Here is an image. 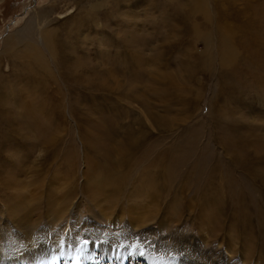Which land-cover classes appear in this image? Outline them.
<instances>
[{
	"label": "rangeland",
	"instance_id": "obj_1",
	"mask_svg": "<svg viewBox=\"0 0 264 264\" xmlns=\"http://www.w3.org/2000/svg\"><path fill=\"white\" fill-rule=\"evenodd\" d=\"M93 1L0 0V264H264V0Z\"/></svg>",
	"mask_w": 264,
	"mask_h": 264
},
{
	"label": "bare ground",
	"instance_id": "obj_2",
	"mask_svg": "<svg viewBox=\"0 0 264 264\" xmlns=\"http://www.w3.org/2000/svg\"><path fill=\"white\" fill-rule=\"evenodd\" d=\"M180 1V0H179ZM183 1V0H182ZM197 2L198 4H202L203 5V3L205 4V0H194V2ZM191 3V2H190ZM175 4V3H174ZM178 4V3H177ZM103 5V3L102 2H100V0H96V1H93L92 2V4H91V6H92V8L93 9H98V8H100L101 6ZM184 5V4H183ZM193 5H194V3H193ZM210 5V4H209ZM166 6H167V4H166ZM210 7V6H209ZM90 8V7H89ZM91 10V9H90ZM161 10V9H160ZM164 12V11H163ZM42 15V14H41ZM168 15V14H167ZM166 16V15H165ZM37 17V16H36ZM42 17V16H41ZM41 17H40V19H41ZM167 17V16H166ZM173 17V16H172ZM160 18V17H159ZM168 18V17H167ZM34 21V20H33ZM82 21V20H81ZM147 21V20H146ZM222 22V21H221ZM29 24L27 25V28L25 29V30H22V29H20V30H22L23 32H18L17 30V33H15V34H13L12 36H10L9 38H8V40H7V43H6V48L8 49V51H12L14 48H16L18 45H23V46H25L27 43H29V41H32V40H30L28 37H31V31L34 29V26H33V24H31V22H28ZM44 23H45V19H44ZM169 23V22H168ZM161 24H162V22H161ZM41 25H44V24H42L41 23ZM25 27V26H24ZM23 27V28H24ZM41 27V26H40ZM41 32V31H40ZM44 32V31H43ZM46 32V31H45ZM48 32V31H47ZM55 32V31H54ZM34 33V32H33ZM55 34V33H54ZM42 36V35H41ZM39 38V37H38ZM45 38V37H44ZM43 38V39H44ZM47 38H49V40H50V38L51 37H47ZM137 39V38H136ZM207 39V38H206ZM223 39V38H222ZM139 40H140V38H139ZM141 41V40H140ZM45 42V41H44ZM134 42H136V41H134ZM262 42V41H261ZM10 47H8V46ZM34 45V44H33ZM49 45V44H48ZM54 45V44H53ZM29 46V45H28ZM56 46V45H55ZM261 46H262V44H261ZM20 47V46H19ZM31 47V46H30ZM35 47V46H34ZM48 47V46H47ZM23 50H24V48H22ZM21 49V50H22ZM29 48H27V50H28ZM52 49V48H51ZM16 50H17V48H16ZM26 50V51H27ZM53 50V49H52ZM25 51V50H24ZM24 51H23V55H24ZM30 52L32 51V50H29ZM36 51V50H35ZM35 51H32V53H34ZM56 51V50H55ZM14 52V51H13ZM22 52V51H21ZM16 53H19V52H16ZM26 53V52H25ZM31 53V55H33ZM36 53H37V51H36ZM42 52H40V54H41ZM52 53V52H51ZM6 54H7V52H6ZM27 54H29L28 53V51H27ZM26 54V55H27ZM54 54V53H53ZM26 55H24V56H26ZM31 55H29V56H31ZM34 55H38V54H35L34 53ZM28 56V55H27ZM26 56V57H27ZM40 56V55H39ZM0 57L2 58V56L0 55ZM38 57V56H37ZM0 58V59H1ZM33 58H35L34 56H33ZM36 59V58H35ZM2 60V59H1ZM37 60V59H36ZM38 62V61H37ZM32 105V104H31ZM42 127V126H41ZM44 133V132H43ZM115 173H116V171H115ZM106 174V173H105ZM119 175V174H118ZM120 176V175H119ZM122 182V181H121ZM59 211H61V210H56V212H55V214L58 216L59 215ZM72 213H74V212H72ZM58 219V218H57ZM59 219H60V217H59ZM30 220V219H29ZM56 221V218L55 219H53V221H50V222H55ZM27 223H28V226L31 224V222H28V221H26ZM22 225V224H21ZM27 225V224H26ZM34 225H31V227L32 228H34L33 227ZM70 227L71 228V226H70V224L69 225H67L66 224V227ZM27 227V226H26ZM30 227V226H29ZM30 227V229H32ZM28 228V227H27ZM24 229H25V227H24ZM48 229V228H47ZM68 230H69V228H68ZM152 232H154L155 234H156V231L154 230V231H152ZM27 232H25V234H26ZM26 237L28 238V240H30V241H32L33 240V235L32 234H28V235H26ZM194 240V239H193ZM140 241V240H139ZM141 242V241H140ZM155 250V249H154ZM111 262H113L114 264H116L117 263V261H116V259L115 258H113L112 259V261ZM122 264H123V262H121ZM118 264V263H117ZM119 264H120V262H119Z\"/></svg>",
	"mask_w": 264,
	"mask_h": 264
},
{
	"label": "snow or ice",
	"instance_id": "obj_3",
	"mask_svg": "<svg viewBox=\"0 0 264 264\" xmlns=\"http://www.w3.org/2000/svg\"><path fill=\"white\" fill-rule=\"evenodd\" d=\"M104 242H106V241L98 240V241L92 242V241H89V240L85 239V240H82V241L79 242L80 243V250L82 252L83 249L87 248L90 243H95L98 246L100 243H104ZM63 243H64V241L60 240L59 243H58V246L62 248L63 247ZM124 247H126L125 244L119 243L114 248L115 259H117V260H119L121 262H123L124 260L129 259V257L134 255V254H138L140 256H143V254H144L143 251L137 250L134 245H128L127 246V247L131 248V251H129L127 255H124L121 252L117 251V249L124 248Z\"/></svg>",
	"mask_w": 264,
	"mask_h": 264
}]
</instances>
